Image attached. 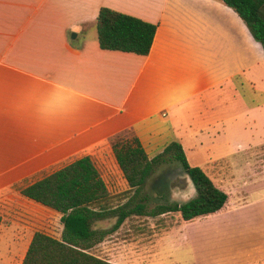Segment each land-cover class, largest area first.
<instances>
[{
	"label": "crops",
	"instance_id": "1",
	"mask_svg": "<svg viewBox=\"0 0 264 264\" xmlns=\"http://www.w3.org/2000/svg\"><path fill=\"white\" fill-rule=\"evenodd\" d=\"M116 1L0 0V225L11 211H44L20 188L74 159L89 156L98 171L107 158L121 175L110 139L124 131L148 158L171 141L184 156L218 152L202 168L227 193L223 209L263 168L234 173L224 161L264 136V56L237 14L220 0ZM101 6L156 24L147 54L98 47ZM214 168L227 170L223 185Z\"/></svg>",
	"mask_w": 264,
	"mask_h": 264
},
{
	"label": "rangeland",
	"instance_id": "2",
	"mask_svg": "<svg viewBox=\"0 0 264 264\" xmlns=\"http://www.w3.org/2000/svg\"><path fill=\"white\" fill-rule=\"evenodd\" d=\"M119 2L139 5V0L116 1ZM122 136L129 138L131 133ZM146 153L152 156L156 152L147 150ZM217 154L185 151L188 164H196L203 172V158ZM225 158L228 168L234 173L243 168L253 172L252 166L247 165L254 162H262L263 166L243 187L237 181L244 195H238L229 188L233 194L228 196V204L237 201L233 206L219 208L214 213L190 221H183L178 212L155 217L131 216L110 234V239L105 237L100 245L96 244L88 252L110 258L117 264H264V136L258 137L250 147L232 148ZM98 164V171L111 196V205L124 202L132 191H126L127 184L122 175L115 172L107 158ZM215 171L219 175L216 176ZM226 171L225 168H214L208 172L216 183L223 185L224 180L218 179ZM232 184L237 187L235 181ZM142 192L147 198V207L156 203L186 201L194 195L188 176L173 159H167L153 169ZM31 212L34 215L26 218L13 211L2 217L0 264H20L34 231L59 238L58 213L47 208L44 211L36 208ZM114 220H100L95 226L106 228Z\"/></svg>",
	"mask_w": 264,
	"mask_h": 264
},
{
	"label": "trees",
	"instance_id": "3",
	"mask_svg": "<svg viewBox=\"0 0 264 264\" xmlns=\"http://www.w3.org/2000/svg\"><path fill=\"white\" fill-rule=\"evenodd\" d=\"M242 20L250 36L258 42L264 56V0H220ZM156 24L108 7H99L94 19L98 47L136 55L147 54ZM124 131L110 139L114 160L132 191L127 199L111 205L103 180L89 156H82L21 187L19 194L59 214V238L34 231L20 264H113L88 252L131 216L155 217L178 212L184 221L217 211L226 194L215 187L197 166H189L181 146L171 141L148 158L138 139ZM130 133V132H129ZM167 159L178 162L194 188L193 197L183 202L146 206L142 192L147 176ZM114 218L109 227L95 223Z\"/></svg>",
	"mask_w": 264,
	"mask_h": 264
},
{
	"label": "water",
	"instance_id": "4",
	"mask_svg": "<svg viewBox=\"0 0 264 264\" xmlns=\"http://www.w3.org/2000/svg\"><path fill=\"white\" fill-rule=\"evenodd\" d=\"M71 37H73L74 36V33H71V35H70ZM190 181V180H189ZM190 183H191V181H190ZM191 185H192V183H191ZM192 187H193V185H192ZM194 189V188H193Z\"/></svg>",
	"mask_w": 264,
	"mask_h": 264
}]
</instances>
